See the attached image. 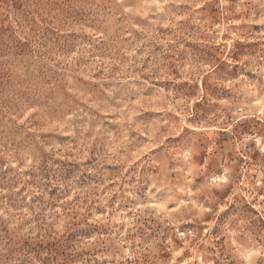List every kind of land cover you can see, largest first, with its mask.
I'll list each match as a JSON object with an SVG mask.
<instances>
[{
	"label": "rangeland",
	"instance_id": "374dc122",
	"mask_svg": "<svg viewBox=\"0 0 264 264\" xmlns=\"http://www.w3.org/2000/svg\"><path fill=\"white\" fill-rule=\"evenodd\" d=\"M0 190V264H264V0H0Z\"/></svg>",
	"mask_w": 264,
	"mask_h": 264
},
{
	"label": "clouds",
	"instance_id": "9594fccd",
	"mask_svg": "<svg viewBox=\"0 0 264 264\" xmlns=\"http://www.w3.org/2000/svg\"><path fill=\"white\" fill-rule=\"evenodd\" d=\"M68 119V118H66ZM198 153L197 152H194L192 151L191 149L189 150V152L186 154V159L191 162V157L193 155H197ZM103 162V161H102ZM231 182V181H230ZM185 193H187L189 196H192V195H198V194H203V193H192L188 186L187 185H183L182 186V189L178 191L177 195H184ZM4 194V191L3 190H0V195H3ZM212 203H216V201L214 200H211L209 201V204H212ZM41 215V219H44V216L43 214H40ZM39 223V221H38ZM34 231H38V229H35ZM29 236H31V233H29ZM53 237H56V233H53ZM46 237H44L43 235H41V239H45ZM8 251V248L7 247H0V252H3V253H7ZM37 264H42L41 261H37Z\"/></svg>",
	"mask_w": 264,
	"mask_h": 264
}]
</instances>
